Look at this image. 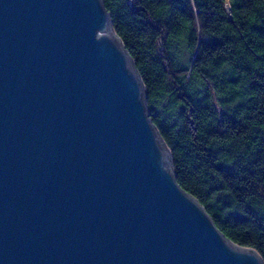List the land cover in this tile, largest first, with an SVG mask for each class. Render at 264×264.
<instances>
[{
	"label": "water",
	"instance_id": "1",
	"mask_svg": "<svg viewBox=\"0 0 264 264\" xmlns=\"http://www.w3.org/2000/svg\"><path fill=\"white\" fill-rule=\"evenodd\" d=\"M0 264H264L178 183L104 0H0Z\"/></svg>",
	"mask_w": 264,
	"mask_h": 264
},
{
	"label": "trees",
	"instance_id": "2",
	"mask_svg": "<svg viewBox=\"0 0 264 264\" xmlns=\"http://www.w3.org/2000/svg\"><path fill=\"white\" fill-rule=\"evenodd\" d=\"M178 183L264 261V0H104Z\"/></svg>",
	"mask_w": 264,
	"mask_h": 264
}]
</instances>
